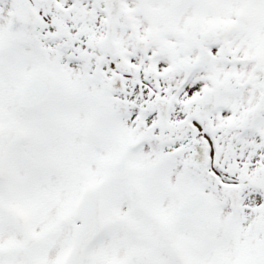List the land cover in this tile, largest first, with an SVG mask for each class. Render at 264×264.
<instances>
[{"label":"snow or ice","instance_id":"6c2138e0","mask_svg":"<svg viewBox=\"0 0 264 264\" xmlns=\"http://www.w3.org/2000/svg\"><path fill=\"white\" fill-rule=\"evenodd\" d=\"M0 264H264V0H0Z\"/></svg>","mask_w":264,"mask_h":264}]
</instances>
